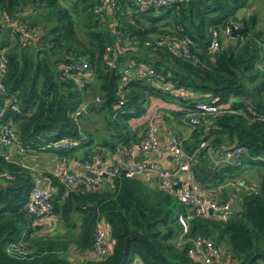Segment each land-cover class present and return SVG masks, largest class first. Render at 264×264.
<instances>
[{
  "label": "trees",
  "instance_id": "16d2710c",
  "mask_svg": "<svg viewBox=\"0 0 264 264\" xmlns=\"http://www.w3.org/2000/svg\"><path fill=\"white\" fill-rule=\"evenodd\" d=\"M102 4L101 0H0V56L6 58L2 84L7 95L19 101V111L6 108L0 124L10 123L15 144L58 155L86 147L80 162L94 155L103 161L107 152L117 149L125 158V148L143 135L154 102L172 106L161 108L160 115L177 121L197 111L199 102L218 104L224 111L204 115L182 143L183 149L191 153L205 142L219 158L223 151L244 148L241 166L260 169L257 192H242L240 211L226 221L208 215L188 218L187 231L181 234L176 217L185 208L177 190L158 189L155 183L123 175L96 187L65 190L58 175L45 173L52 191L48 216H55L60 225L39 235L35 220L23 209L36 186V174L0 154V172L12 176L0 181V264H75L67 255L69 249L89 252L99 221L107 225L108 253L81 264H118L124 240L132 235L143 242L128 241L123 264H131L134 257L142 264H161L158 260L201 264L187 256L188 242L177 245L179 239L195 236L224 247L223 256L231 264H244L254 254L259 255L250 264H264V120H259L264 116V34L256 28L255 14L243 11L248 0H174L143 7L135 0H114L109 10L92 11ZM3 14L37 29L36 38L22 40ZM230 20L247 30L208 53L213 30ZM155 39L185 40L188 55L168 51L165 45L152 49ZM117 43L115 66L108 68L106 48ZM80 60L88 64L83 72L73 69ZM63 66L69 68L68 75L62 76ZM146 67L157 78L133 75L118 87L122 68ZM161 82L192 95L168 96ZM5 97L0 95V107ZM60 141L72 146L45 147ZM201 153L192 170L203 188H215L235 175L238 167L211 162L210 166ZM223 199L227 200L225 193ZM72 215L78 218L77 232Z\"/></svg>",
  "mask_w": 264,
  "mask_h": 264
},
{
  "label": "built area",
  "instance_id": "2783aa9c",
  "mask_svg": "<svg viewBox=\"0 0 264 264\" xmlns=\"http://www.w3.org/2000/svg\"><path fill=\"white\" fill-rule=\"evenodd\" d=\"M102 5L95 6L92 10L94 13H99L101 9H110L114 0H101ZM174 0H135V3L139 6H146L147 4L163 5ZM3 20L10 22L15 31L19 32L22 40H29L36 38L38 30L27 26L26 22L21 21L15 16L3 14ZM238 29V24L234 21L226 22L219 30H213V39L207 46V52L211 53L218 48H221L232 37L231 32ZM146 45L150 43L145 42ZM120 44L110 46L106 48L109 58L105 61L108 68L115 66L114 57L118 51ZM165 45L168 51L177 53L180 56L186 57L188 55L187 41H176L174 39L164 40L155 39L152 43V49H156ZM262 62L264 64V43L261 46ZM88 64L85 60H80L75 67V71L83 72L87 69ZM68 67L63 66L62 76L68 75ZM6 71V58L0 56V95H5L3 99L2 107H0V117L3 111L10 107V110L14 112L19 111V101L12 95H7V92L2 84V78ZM121 85L129 79L131 76H139L141 78H157V75L151 68H138L137 70H130L128 68H122L120 71ZM78 87H82V83H78ZM160 88L168 96H180L189 97L192 94L186 91L175 90L172 86L166 82H161ZM194 98L196 96H193ZM97 100V99H96ZM197 111L185 113L182 122L193 130L200 125V121L206 114L216 115L224 111L222 105L199 102L196 104ZM83 109V106L76 111L78 115ZM260 121L264 120V116L259 117ZM156 119L149 118L144 133L138 141H132L128 147L125 148L124 153L127 159V164L123 166H113L110 168H103L102 161L97 155L92 156L89 160H82L80 164L82 167L92 174V177L87 176V172L83 175L68 172L67 170H61L56 175L61 179L65 190L71 189L77 186L96 187L102 185L105 182H112V180L118 176L135 177L142 174H150L155 179V185L158 189L169 190L173 185L179 183L177 189L178 199L181 205L185 208V212L179 213L176 217L178 224L181 227V234L187 231V219L192 216H210L219 221H226L230 215V204L228 200L223 199V195L229 188H238L242 192L253 193L257 192V183H254L246 176L242 174H235L226 178L215 188H203L198 182L196 175L192 170L194 161L197 158V154L200 150L202 158L209 159L213 164L231 165L240 168L241 157L246 154V151L242 147H234L229 150L223 151L221 156L215 160L214 151L205 143L200 142L197 149L188 153L183 149L180 138L174 133L169 132L168 135V151L170 153V160L172 166L169 168L162 167L157 161L149 159L144 162L134 163L133 160L140 155L147 152H151L158 145V137L156 130ZM17 143L15 130L11 127L10 123L0 124V154L3 148L9 147L12 144ZM55 148H69L72 146L70 141H60L57 143H47L45 147ZM18 153H25L27 150L17 145ZM12 176L7 172H0V181L11 180ZM51 188L49 184L46 186H34L28 196V199L23 204V209L27 214L37 221L48 216L51 210ZM210 211V212H209ZM108 235L105 229L99 225L94 228L91 250L90 252L95 258H103L108 253L107 246ZM188 242L186 247V254L193 261L201 264H231L229 257L223 256V251L214 244L210 239L202 236H195L191 239L181 240L179 239L177 245H183ZM131 264H142L141 261L134 257ZM263 264V263H262Z\"/></svg>",
  "mask_w": 264,
  "mask_h": 264
},
{
  "label": "crops",
  "instance_id": "0c3cea01",
  "mask_svg": "<svg viewBox=\"0 0 264 264\" xmlns=\"http://www.w3.org/2000/svg\"><path fill=\"white\" fill-rule=\"evenodd\" d=\"M251 2L249 10L255 11L258 10V4L254 0H249ZM253 3V4H252ZM257 4V5H256ZM254 6V7H253ZM247 9V10H248ZM247 13V12H246ZM155 108L150 110L151 115L150 117L154 116L155 114H159L156 117V130H157V137H158V145L157 147L152 150L151 152H147L145 154L140 155L139 160L141 162L147 161L149 159L157 161L162 167L169 168L172 166L170 160V153L168 151V135L169 132H174L178 138H180L181 143L185 142L189 135L190 130L189 128L182 122V120L177 121L169 117L167 120L161 117L160 114H163L161 108L164 110L170 109L172 106H164L163 104H159V102H154ZM160 107V109H158ZM157 109V110H156ZM157 111V112H154ZM149 112V113H150ZM160 112V113H159ZM160 119V120H159ZM183 146V145H182ZM86 147L80 148V151L83 153ZM34 153L30 154H18L17 146L15 147H6L3 148L1 153L5 155L8 159L12 161L19 162L23 166L29 168L31 172L36 174V186H46L48 184V179L45 176V173H51L56 175L61 170H67L68 172L83 175L87 171L82 167L80 164L79 158L80 156L74 155L71 153L69 157L65 154L58 155L57 153L50 152V151H31ZM81 153V154H82ZM137 158V157H136ZM215 160L218 158L216 157V153L214 154ZM207 159V158H204ZM208 164L211 166V161L209 159ZM211 162V163H210ZM127 164L126 157L124 158L123 151H119L118 149L113 152H107L105 158L102 161L103 168H110L113 166H123ZM213 164V163H212ZM215 165V164H213ZM207 170H211L208 168ZM235 174H242L249 178L254 183H257L258 177L260 174V169L254 166L244 165L241 168H237ZM144 180L147 184L153 185L155 183V179L150 174H142L137 176ZM226 178L223 179V181ZM213 188V187H212ZM225 194L227 196V200L230 204V214L234 212H238L237 204L241 205V196L242 191L238 188H229L226 187ZM71 221L75 224L74 231H78V218L76 215L71 216ZM100 226H102L105 231L107 232V225L104 221L98 222ZM34 229L37 231L39 235H46L52 232L55 229L59 228L60 222L56 219L55 216H47L41 220L34 221ZM36 226V228H35ZM108 235V234H107ZM110 241L109 238L107 239V246L109 247ZM69 259L74 262L75 264H81L86 262L87 260L96 259L95 256L89 252H78L70 248L68 251Z\"/></svg>",
  "mask_w": 264,
  "mask_h": 264
},
{
  "label": "rangeland",
  "instance_id": "374dc122",
  "mask_svg": "<svg viewBox=\"0 0 264 264\" xmlns=\"http://www.w3.org/2000/svg\"><path fill=\"white\" fill-rule=\"evenodd\" d=\"M255 2H257V4H258V6H257L258 10L257 11H255V7L254 6H253L254 7V9H253L254 11L251 12V10L248 9L250 7V5H251V2L249 0H248V6L243 11H244V13L247 12L249 14L250 13L255 14V20H256L255 25H256V28L261 30L262 34H264V0H254L253 3L255 4ZM238 15H241V13H238ZM78 34L80 35V32H78ZM93 118L96 120V122L98 121L97 117H93ZM99 119H100V117H99ZM14 146L16 147L17 145L13 143L10 147H14ZM71 153H74V155L80 156L82 152L79 149H76L75 151H73ZM71 153L70 152H66L65 155L67 157H69L71 155ZM236 206H237L238 210L240 211L241 205L237 204ZM223 250H224V247L220 246V251H223Z\"/></svg>",
  "mask_w": 264,
  "mask_h": 264
},
{
  "label": "water",
  "instance_id": "95a60500",
  "mask_svg": "<svg viewBox=\"0 0 264 264\" xmlns=\"http://www.w3.org/2000/svg\"><path fill=\"white\" fill-rule=\"evenodd\" d=\"M246 30H247V28L233 30V31L231 32V37H235L236 35L242 34V33L245 32ZM25 153H26V154H30V153H34V152L26 151ZM139 159H140V158L137 157V158H135V159L133 160V162H134V163H137V162L140 161ZM86 174H87V176L92 177V174H90L89 172H87ZM2 187H3V184L0 183V188H2ZM178 187H179V183H176L175 185H173V186L171 187V189H172V190H177ZM209 212H210V211H209ZM35 228H36V226H35ZM130 239H137V240H139L140 242H143L142 239H140L139 237H136V236H134V235L126 237L125 240H124V246H123L122 256H121V259H120V261H119L118 264H123V261H124V258H125V254H126V251H127V247H128V241H129ZM258 255H259V254H254V255H252L249 259L246 260V262H245L244 264H250V262H251L252 260H254ZM158 261H159V263L163 264L162 261H160V260H158Z\"/></svg>",
  "mask_w": 264,
  "mask_h": 264
}]
</instances>
